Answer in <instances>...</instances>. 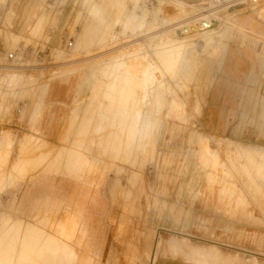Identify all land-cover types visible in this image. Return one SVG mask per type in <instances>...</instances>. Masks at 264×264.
Listing matches in <instances>:
<instances>
[{
	"label": "rangeland",
	"instance_id": "obj_1",
	"mask_svg": "<svg viewBox=\"0 0 264 264\" xmlns=\"http://www.w3.org/2000/svg\"><path fill=\"white\" fill-rule=\"evenodd\" d=\"M211 1L0 4V264H264V0Z\"/></svg>",
	"mask_w": 264,
	"mask_h": 264
},
{
	"label": "bare ground",
	"instance_id": "obj_2",
	"mask_svg": "<svg viewBox=\"0 0 264 264\" xmlns=\"http://www.w3.org/2000/svg\"><path fill=\"white\" fill-rule=\"evenodd\" d=\"M249 1H251V3H253L252 4V6L253 5H255V4H258V0H244L243 2H240V3H237V4H235V5H232V6H221V5H216V3L217 2H215V0H212L211 1V4L215 7V8H218L220 11H222V10H225V11H229V12H227V14L228 15H233V13H235V12H238V11H241L243 8H245V7H243V6H249ZM216 5V6H215ZM241 7H242V9H241ZM214 8V9H215ZM221 8H223V9H221ZM213 9V11L211 12H207L206 13V15H201V16H199L200 17V19H199V21H201V24L199 25V28H201L202 30L200 31V36L201 37H203L204 35H207V36H212V38H213V35H216L217 34V32H216V30L217 31H219V29H221V26H223V25H221L220 23H225V22H228L229 20H228V18H226L227 17V14L226 13H224V14H226V15H224V14H220L219 16H218V14H219V11H217V12H215V10ZM110 13L111 12V10L109 11V10H107V13ZM210 17H213L214 18V20H211L212 22L210 23V22H208V21H210V20H207V19H209ZM179 31V33L177 32V37L179 38V41H183V42H185V41H187L188 39H187V36L186 35H188V34H190V31L189 30H182V31H180V30H178ZM191 31H193V32H195V29L194 28H192L191 29ZM197 32V31H196ZM186 34V35H185ZM218 35V34H217ZM216 35V36H217ZM177 38V39H178ZM198 38V37H197ZM176 39V40H177ZM190 39V38H189ZM189 41H191V40H189ZM6 69H12V67H6ZM5 73L8 75V77L10 78V77H12L13 78V82H14V80H15V76H16V73H10V72H7V71H5ZM61 73H55L54 74V77H56L57 76V78H60V77H62V75H60ZM59 76V77H58ZM31 77H33V76H31ZM33 78H35V77H33ZM51 81V80H50ZM49 81V82H50ZM12 82V83H13ZM13 87V86H12ZM57 95V93L55 92V90H51V98H53L54 96H56ZM58 96V95H57ZM138 117V116H137ZM137 121V120H136ZM136 124H138V123H136ZM138 125H136V127H137ZM139 127V126H138ZM138 130V129H137ZM134 132V131H133ZM136 132V131H135ZM139 133H140V131H139ZM138 136V135H137ZM140 139V138H139ZM132 140V139H131ZM141 141V140H140ZM131 142V141H130ZM135 142V141H134ZM132 145H133V142H132ZM132 145H130L131 146V148H133L132 147ZM134 146V145H133ZM137 146V145H136ZM138 147V146H137ZM130 148V149H131ZM135 148V147H134ZM129 149V150H130ZM136 149V148H135ZM135 151V150H134ZM149 247V246H148ZM147 251V250H146Z\"/></svg>",
	"mask_w": 264,
	"mask_h": 264
},
{
	"label": "crops",
	"instance_id": "obj_3",
	"mask_svg": "<svg viewBox=\"0 0 264 264\" xmlns=\"http://www.w3.org/2000/svg\"><path fill=\"white\" fill-rule=\"evenodd\" d=\"M4 2V0H0V4H2V5H4V7L6 6V3H3ZM37 5H39V4H37V3H35L34 5L32 4V7H35V6H37ZM89 6V5H88ZM31 8V6H30V4L28 5V6H26V8ZM104 10V9H103ZM104 14H105V11H104ZM106 17V16H105ZM28 19H30V18H28ZM81 36H82V34L80 35V39H79V42H80V44H81ZM81 47H82V45H81ZM83 49V48H82ZM92 50V48H90V49H84V51H91ZM57 81V80H56ZM55 82V81H54ZM53 81H50V82H48V83H46L45 85H43L42 87H41V89H40V95L42 96V97H44L45 95H47V97H49V98H51V90L53 89V90H55V88H56V86H57V84H62L63 82H64V80H60V81H58V83H54ZM84 82V81H83ZM84 85H88L87 83H83ZM72 86V84H69V83H64L63 84V86ZM90 86V85H89ZM81 87H83V85L81 86ZM71 88V87H70ZM52 90V91H53ZM57 95H58V93H57ZM38 106H41L42 107V104H37V106L36 107H38ZM35 111V110H34ZM75 112V111H74ZM74 112H73V114H74ZM34 114V113H33ZM0 218H1V215H0ZM3 218V217H2ZM2 220V219H1ZM10 221V220H9ZM4 222L5 221H3L2 223V228H1V230H2V232L3 233H9L10 232V226H8V224L6 223V226H4ZM12 227V226H11ZM14 227V226H13ZM4 228V229H3ZM25 239L22 241V243L23 244H25ZM10 243V244H9ZM88 244H90V242L88 243ZM2 245L4 246V247H2ZM12 245H13V242H12V240L11 241H8V242H6V243H1V246H0V249H6V250H8V251H11L10 249H11V247H12ZM33 250H36V249H34V248H32ZM181 255V254H180ZM182 255H184V258H186L187 260H189L190 262H183V261H179V260H172V259H164V258H162V259H158L157 261H156V259H157V250H156V253L154 254V257H153V259H152V263L151 264H201V263H197V262H193L191 259H190V254H188V255H186V254H182ZM2 256V254H1V252H0V257ZM78 264H92V259L91 258H88L86 255H85V257L83 256L80 260H79V262H78ZM251 264H254V263H251Z\"/></svg>",
	"mask_w": 264,
	"mask_h": 264
},
{
	"label": "built area",
	"instance_id": "obj_4",
	"mask_svg": "<svg viewBox=\"0 0 264 264\" xmlns=\"http://www.w3.org/2000/svg\"><path fill=\"white\" fill-rule=\"evenodd\" d=\"M244 0H215L216 5H221V6H232L235 5L237 3L243 2ZM73 44L70 43L69 47H72ZM15 54L14 53H9L6 55V60L11 63L12 61L15 60Z\"/></svg>",
	"mask_w": 264,
	"mask_h": 264
}]
</instances>
